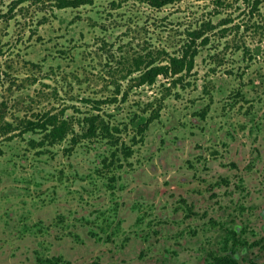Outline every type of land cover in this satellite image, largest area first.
Instances as JSON below:
<instances>
[{"label":"rangeland","instance_id":"374dc122","mask_svg":"<svg viewBox=\"0 0 264 264\" xmlns=\"http://www.w3.org/2000/svg\"><path fill=\"white\" fill-rule=\"evenodd\" d=\"M56 3L0 0V264H264V0ZM192 30L190 71L138 83L135 57ZM45 111L115 126L133 153L102 165L103 139L25 131Z\"/></svg>","mask_w":264,"mask_h":264},{"label":"trees","instance_id":"16d2710c","mask_svg":"<svg viewBox=\"0 0 264 264\" xmlns=\"http://www.w3.org/2000/svg\"><path fill=\"white\" fill-rule=\"evenodd\" d=\"M56 6L59 8L66 7H80L81 5L91 4L93 0H56ZM152 8H161L168 4L174 3L178 0H144ZM203 31L192 30L189 33V39L180 48L179 54H169L164 52L165 61L157 62V58L154 55L149 56V52L145 56L139 54L138 57L134 58V70L139 71L138 83L140 84H153L159 76H164L167 78H174L178 80L181 78L184 72L190 71L194 66V58L197 55L198 49L201 45L206 43V37H203ZM199 113V115L204 118L206 113ZM158 112L155 114H150L146 119H139L137 122V133L140 137L145 136V132L149 128V125L158 117ZM9 127L11 123L7 122ZM82 129L81 132H76L73 129L72 124L67 118L58 116L56 113H51L48 111L37 113L33 118L25 120L26 130L25 131H36L42 133V138L49 144L53 145L60 143L71 133L70 140L72 144L78 141V138L83 140L91 141L94 138H100L105 141V149L108 154L103 155L100 159L102 165H113V163H119V155H123L125 158L132 155L133 151L130 146H125L124 142L119 143L117 135H115L112 130L118 131L115 126H110L109 124L102 123L96 124V119L94 116H87L84 121H81ZM115 139V140H114ZM141 138L140 140H142ZM139 140V141H140ZM35 142L36 140L31 139ZM85 177V176H83ZM114 180L115 178L111 176ZM120 175H117V181ZM231 238L233 242L239 243V234L237 231L231 232ZM240 244H243L240 241ZM236 250H221L220 252L214 251L209 252L205 261L211 262V264H239L238 257L236 255ZM92 264H99L98 262H93Z\"/></svg>","mask_w":264,"mask_h":264}]
</instances>
